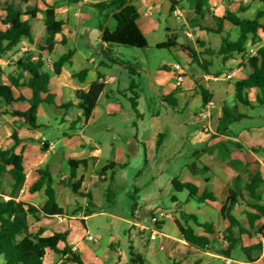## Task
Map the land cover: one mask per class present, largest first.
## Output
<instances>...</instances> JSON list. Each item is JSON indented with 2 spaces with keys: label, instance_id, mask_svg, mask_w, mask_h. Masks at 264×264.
Wrapping results in <instances>:
<instances>
[{
  "label": "crops",
  "instance_id": "obj_1",
  "mask_svg": "<svg viewBox=\"0 0 264 264\" xmlns=\"http://www.w3.org/2000/svg\"><path fill=\"white\" fill-rule=\"evenodd\" d=\"M111 0H39L29 4H22L23 8L28 5L37 6L41 11L37 18L31 20L33 42L24 40L12 51L0 56V68L4 71L0 76V85H10L8 74L15 71V64L20 60L31 57L36 60L42 58L46 65L45 71L50 73L51 79L49 88L55 96L57 107L49 104H42L39 108V119L43 118L39 128H32L24 124L19 118L5 115L0 117V147L7 149L14 145L12 135L17 132L20 144L16 147V153L23 155L24 173L26 181L17 200L40 206L45 200V189L31 193L30 188L35 184L40 175L38 170H48L53 178L58 176V181L54 179V189L57 202L67 211L65 216H41L39 220L29 218L30 232L36 233L43 230L42 237H50L55 233L68 232V246L82 258L84 264L102 263L109 255L111 258L122 259L124 253L127 260V252L123 249L114 248L113 239L103 240L96 237L98 242H91L87 239L90 234L88 222L97 212L86 216V210L91 208L87 198L77 195L69 182L75 183L82 178V192L90 193L93 197L94 208L102 206V199H97L93 190L99 182L108 179L109 169L117 166H127L133 157H139L141 143L139 133L129 130V127H137L138 122L143 118V114L134 109L130 99L127 97L128 91L133 86L139 91L137 107L141 94L147 95L156 105H159L168 114L170 127L176 131H183L180 136L182 144H187L188 151L184 154L191 156L196 161V169L192 170L188 163H183L179 170L172 173L166 181V187L161 186L160 176L163 171L172 169L176 160V154H166L156 160L155 168L157 172H150L143 175L136 181L139 190L145 191L147 185L156 184L158 186L156 195L151 196L154 200L161 197H170L173 206L168 213L174 216L173 219H164L158 225L159 233L155 239L150 238V232L144 227H152L151 218L159 211L160 207L149 213L137 215L134 211L132 217H118L131 225L132 230L138 231L141 237L146 236L143 245V253L147 264H264V237L258 230L264 226V220L257 221L256 227L251 228L245 205L239 203L235 206L234 214L240 221L243 228L249 230V234H242L243 246L262 244L261 251H254L253 262L246 256L241 248H238L231 257H225L217 252L221 244L226 245L224 237L229 228L227 221L222 217V207L231 190L243 191L245 198L250 202H257L252 199L249 193L244 191L246 184L251 180V173L248 164L257 163L255 166L261 172L263 182L260 186L261 203L264 204V104H259L258 98L263 97L259 88H252L248 91L251 107L239 106V112L245 117L229 125L226 132L218 133L217 129L223 116L225 106L234 107L235 87L234 83L249 77L251 69L246 66L249 57L257 54L259 48L264 46V31H260L261 41L249 47V52L245 58L243 56H233L224 61L221 56H213L208 59L211 66L202 68L192 63L188 55L183 51V45L204 50L200 47L203 41L206 47L215 50L220 45L212 46L207 31L194 29L191 20L196 16L191 9L188 0H176L174 11H172V0H134L132 4L138 10L140 18L138 25L143 34L157 31L159 24L154 16L157 12L166 15L171 20L168 22L169 41H157L159 45L174 43L171 47L173 58L162 57L153 58L146 56L143 60L139 55L133 59H123L118 57V46H108L102 41V27H107L111 31L117 28V21L109 10H101L96 5L99 3L110 2ZM19 3L20 0H17ZM55 6L56 17L63 23L62 32L56 35L58 42L56 51H60L58 59L68 51L64 47L71 46L74 55L71 63H65L59 73L54 71V59L52 55L42 53L40 45H44L48 36L44 21L43 11L45 3ZM236 4L227 6L223 0H209L210 13L206 15L203 25L210 28L216 27L213 15L223 16L226 10L247 15L251 11L249 18L255 17L257 10L261 7L259 0H235ZM255 9L251 10L252 4ZM241 7L247 8L240 11ZM5 13L0 5V20ZM240 16V15H239ZM175 17L179 23H172ZM28 19V17H25ZM36 22L43 23L38 33L35 32ZM264 24V19L262 20ZM7 28L0 21V30ZM224 34L229 33L232 40L239 37V29L229 23H225ZM198 30V31H197ZM191 31L194 43L189 44L180 34L187 37L186 33ZM199 33L198 38L196 37ZM216 34V33H215ZM220 36V34H217ZM207 39L208 41H206ZM150 46V45H149ZM149 48V47H148ZM152 47L150 46L149 50ZM116 49V48H115ZM147 49V48H145ZM71 50V49H70ZM140 59V60H139ZM88 69V75L84 81L79 80L74 75L82 70ZM161 72L168 75L163 77ZM104 77L106 88L101 94L92 118L85 123L82 121L79 126L81 131H68L74 120H77L82 113L76 107L69 110L62 109L61 106L68 103L77 104V91L88 90L91 83L98 79V75ZM183 75L181 85L177 84V78ZM231 76V77H228ZM138 79V81H136ZM177 91V92H176ZM15 97L23 94L30 98L32 91L28 87H22L20 91L15 90ZM203 93L207 99L204 100ZM175 96L176 106L168 104L164 97ZM213 103L212 106L209 103ZM27 101L14 104L17 110L29 109ZM263 110V111H262ZM205 116H208L205 118ZM126 120V121H125ZM63 125L62 133L58 137L49 139L47 128ZM209 129L206 130L205 128ZM43 138L54 144V148H44ZM88 160V170H72L70 160ZM146 168L150 165L149 158H145ZM113 164V165H112ZM112 166V168H111ZM109 168L106 172L101 170ZM162 170V171H161ZM174 178L182 183H192L198 189V196L204 193L211 194L215 200L206 199L201 202L196 198H188L180 201L172 185ZM13 180L9 175L5 176L4 190L2 195L4 200L10 199ZM99 196L103 193L102 188L98 189ZM105 195V194H104ZM196 203V204H194ZM196 205L197 211H191ZM93 208V209H94ZM77 211L75 215L73 212ZM195 215L199 223L212 224L214 231L205 234L202 227H198L193 221L188 222L198 235L207 236L211 244L207 248H200L188 243L180 232L177 220L181 219L183 213ZM212 218V221H208ZM166 220L174 221L175 226L166 225ZM82 222L85 231L80 225ZM234 231L238 234L239 229ZM144 232L145 234H142ZM114 245V246H113ZM65 243H60L59 248L64 249ZM131 247L128 245L130 257L124 264H129L132 258ZM134 248V247H133ZM109 256V257H110ZM119 260V261H120ZM0 264H5L4 255H0ZM43 264H63V258L54 251H46Z\"/></svg>",
  "mask_w": 264,
  "mask_h": 264
},
{
  "label": "trees",
  "instance_id": "obj_2",
  "mask_svg": "<svg viewBox=\"0 0 264 264\" xmlns=\"http://www.w3.org/2000/svg\"><path fill=\"white\" fill-rule=\"evenodd\" d=\"M33 1L39 0H20L19 3L17 0H0V5L5 13L4 18L0 21L7 26L5 30H0V56L12 51L24 40L33 42L31 20L36 19L41 10L37 6L28 5L26 8L22 6V4H29ZM133 1L111 0L110 2L96 5L101 10H109L117 21L115 31L102 27V41L108 46H127L138 49L149 47L148 40L137 23L140 14L132 4ZM172 1L174 3L172 11H174L176 0ZM223 1L227 6L233 3V0ZM259 1L261 7L257 10L254 18H241L238 13L227 9L226 13L221 17L213 15L216 27L210 28L202 24L206 15L210 13L209 0H188L191 9L196 14L195 18L191 20L192 27L194 29L199 27L201 31L221 35V45L218 50L206 47L203 41L200 43V47L204 50H197L183 45V51L191 59V62L202 68H206L207 66H211L208 59L205 58L206 56H221L224 61L233 56H243L245 58L249 52V47L261 41L260 31H264V24L262 23L264 19V0ZM240 9V11H246L247 8L241 7ZM25 17H28V19H25ZM43 21L48 36L45 44L39 46V50L42 53L52 55L58 44L56 35L60 34L63 28V23L56 17L55 6L45 3ZM225 23H229L239 29L237 40H232L229 33L224 34ZM174 45V43H168L159 45V47L171 48ZM73 55L74 50H70L62 55L54 63L55 73H59L65 63H71ZM45 65L46 63L41 57L36 60L27 57L25 60H20L15 64V71L8 74L10 85H0V117L9 115L19 118L24 124L32 128L36 129L40 127V106L46 103L52 107H57L55 96L49 88L51 76L49 72L45 71ZM246 66L251 69V73L248 78L234 83L236 105L234 107L225 106L223 108V116L217 129L218 133H228L226 130L229 125L245 117L239 112V106H252L248 96L250 89L259 88L261 90L263 97L258 98V102L261 105L264 104V46L258 49L256 55L248 58ZM88 72V69H85L74 76L84 81ZM3 73L4 71L0 68V76ZM22 87H28L32 91L30 98H26L23 94H20L18 98L15 97V90L20 91ZM105 88L104 77L99 74L98 79L91 83L88 90L77 91V104L68 103L61 106L65 110L76 107L82 113L77 120L72 122L68 131H77L82 121L87 123L92 118L99 98ZM133 88L135 87L133 86ZM207 96L206 93H203L204 100L207 99ZM137 97L138 94L136 99L130 98L135 110L137 107ZM164 99L172 106H176L177 104L174 94L165 96ZM21 101H27L30 106L29 109H15L14 104ZM12 138L14 140L12 147L7 149L0 147V255H4L5 264H43L48 249L63 258V264H84L81 256L68 246V232L55 233L50 237H42V229L36 233L30 232V217L39 220L41 216H65L67 211L57 202L54 178L48 170H38L40 178L30 188L31 193L45 189L46 200L40 206L17 200L24 187L26 175L23 165L24 157L22 153L18 154L15 151L16 147L20 144L17 132L12 135ZM69 164L73 171L81 169L86 172L88 170V160L86 159L70 160ZM253 164H248L251 180L246 184L244 191L249 193L251 198L257 202L247 200L243 191L231 190L221 210L223 219L229 225V228L226 230L227 234L224 237L226 245L221 244V247L217 250L221 255L231 257L238 248H241L252 262L254 261L252 259L254 251H261L263 245L260 243L252 246H243L241 235L249 234V230L242 227L234 211L237 204L242 203L245 205L248 210L244 214L247 215L251 228L256 227L257 221L264 220V204L261 203V195L259 193L263 178L258 168L253 167V169H250L252 165L255 166L257 163ZM108 169L105 168L100 173H104ZM6 175H9L13 180L12 189L9 194L10 199L8 200H4L2 196L5 193L4 182ZM82 182L83 180L80 178L75 183L69 182L67 186L71 187L77 195L88 199L91 208L86 210V216H90L94 213L93 208L95 207L93 197L90 193L81 191ZM172 185L175 191H187L191 198H196L201 202L206 201V199L215 200V197L208 193L198 196V189L192 183H182L179 179L174 178ZM76 213L77 211L73 212V215ZM181 219L183 222L177 220V224L184 239L188 243L200 248L209 247L211 244L210 239L205 235L195 233L194 229L188 226V222L193 221L196 226L202 227L205 230V234L213 233L214 226L212 224L199 223L195 215H189L185 212L182 214ZM235 228L239 229L238 234L234 231ZM258 230L264 237V226H261ZM142 234L145 233L142 232ZM60 243L66 244L64 249L59 248ZM131 256L129 264H147L144 256L135 251L133 247H131Z\"/></svg>",
  "mask_w": 264,
  "mask_h": 264
},
{
  "label": "rangeland",
  "instance_id": "obj_3",
  "mask_svg": "<svg viewBox=\"0 0 264 264\" xmlns=\"http://www.w3.org/2000/svg\"><path fill=\"white\" fill-rule=\"evenodd\" d=\"M251 1V0H249ZM233 6L236 4L235 0H233ZM255 9V4H252L251 10ZM251 11L248 12L247 15H243L239 13V17H249ZM154 18L161 22L159 24V28L157 31H153L151 33H147V40L149 45L152 47L150 50V46L147 49H138L127 46H118L113 47V50L118 49V57H123V59H133L135 55H139V58L145 59L146 56H150L153 58H162L168 57L173 58L171 54V48L158 49L156 47L157 41H169L168 36V22L171 23V20L166 15H161L159 12L156 13ZM172 23H179L175 17L172 19ZM43 23L36 22L34 25L35 32L38 33ZM198 31V30H197ZM181 37L187 43L192 44L197 39H190L188 37H184L180 34ZM199 33L197 32L196 37L198 38ZM209 40L213 47L217 44L220 45L221 38L219 35L215 33H208ZM208 41L207 39H205ZM67 51L72 50L73 48L69 46V48L64 47ZM60 56V51H56L52 54L54 59H58ZM140 60V59H139ZM163 77H166L168 73L161 72ZM183 76L182 74H180ZM138 81V79H136ZM138 88H133L131 91H128L127 97L136 99L137 94H139ZM138 99V98H137ZM139 105L136 107L144 116L138 122L137 127H129V130H135L139 133L141 143L139 147L141 149V154L139 157H133L130 163L123 167L117 166L116 168L109 169L107 172L108 179L102 182H99L98 186H96L93 190V193L97 199L101 197L102 206L98 208H94L97 212V215L91 217L88 222V228L90 230V234L94 237H101L102 241L113 239L114 248L123 249V251L127 254V260L130 257V251L128 249V245H132L134 250L143 253V245L145 243V238L141 237L138 234V231L135 229H131V225L119 219L118 217H127L131 218L132 213L135 211L137 215H144L149 213L151 210L155 209L156 206L160 207L162 211H170L173 206L172 200L170 197H161L160 200H154L151 196H155V192L157 191L158 186L156 184L147 185V189L145 191L139 190L135 191L136 188H139V184H136V181L140 180L143 175H146L150 172H157L155 165L157 158L168 154H176V160L174 162V167L171 169H167L163 171V175L160 176L161 186L166 187V181L172 173H175L179 170L180 166L183 163H188V166L192 168V166L196 163L191 156L187 157L184 155L188 151L189 145L182 144L180 141V136L183 134V131L173 130L168 120V114L165 109L156 105L153 100H150L147 95L141 94L139 98ZM131 102V101H130ZM137 102V100H136ZM132 105V102H131ZM263 111V110H262ZM40 123L43 122V118L39 119ZM126 121V120H125ZM82 127L78 126L77 131H81ZM47 137L49 139H54L58 137L59 133L63 131V125L52 126L51 128H47ZM149 158L150 165L146 168L145 158ZM162 171V170H161ZM54 179L58 181V176L54 175ZM102 188L104 190V194L102 193L99 196L98 189ZM180 201H185L188 198V192L184 191L183 193H176ZM159 196V195H156ZM196 204V203H194ZM137 206V207H135ZM135 207V210H134ZM191 211H197L196 205L191 208ZM208 221H212V218ZM174 221L166 220V225L175 226ZM80 225L83 227L85 231V226L82 222ZM113 245V246H114ZM124 253H122V259L111 258V256L107 257L103 260L102 263L97 264H124L127 260H125ZM120 260V261H119Z\"/></svg>",
  "mask_w": 264,
  "mask_h": 264
},
{
  "label": "built area",
  "instance_id": "obj_4",
  "mask_svg": "<svg viewBox=\"0 0 264 264\" xmlns=\"http://www.w3.org/2000/svg\"><path fill=\"white\" fill-rule=\"evenodd\" d=\"M187 37L192 39L193 38V34L191 31H188L186 33ZM228 77H231V76H228ZM183 76H179L177 78V84L178 85H181V83L183 82ZM210 106L213 105V103H209ZM208 116H205V118H207ZM206 130H208L209 128L206 127L205 128ZM42 144L45 145L47 144L48 147L50 148H54V144L53 143H50L47 139L43 138L42 140ZM174 216L168 212H165V211H159L157 212L152 218H151V222H152V227H144L145 230H148L150 232V238L151 239H155L159 233V228H158V225L160 224V222L164 219H173ZM87 239L91 242H95L97 243L98 242V239L94 236H92L91 234H87Z\"/></svg>",
  "mask_w": 264,
  "mask_h": 264
},
{
  "label": "water",
  "instance_id": "obj_5",
  "mask_svg": "<svg viewBox=\"0 0 264 264\" xmlns=\"http://www.w3.org/2000/svg\"><path fill=\"white\" fill-rule=\"evenodd\" d=\"M44 148H48V145L46 144V145H44ZM196 169V164H194L193 166H192V170H195Z\"/></svg>",
  "mask_w": 264,
  "mask_h": 264
}]
</instances>
